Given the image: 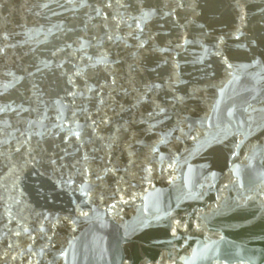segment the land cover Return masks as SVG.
Instances as JSON below:
<instances>
[{
    "label": "water",
    "instance_id": "95a60500",
    "mask_svg": "<svg viewBox=\"0 0 264 264\" xmlns=\"http://www.w3.org/2000/svg\"><path fill=\"white\" fill-rule=\"evenodd\" d=\"M0 181L264 243V0H0Z\"/></svg>",
    "mask_w": 264,
    "mask_h": 264
},
{
    "label": "snow or ice",
    "instance_id": "6c2138e0",
    "mask_svg": "<svg viewBox=\"0 0 264 264\" xmlns=\"http://www.w3.org/2000/svg\"><path fill=\"white\" fill-rule=\"evenodd\" d=\"M155 14V12L154 11H152V10H144V11H142V13H141V19H142V21L143 22H147V20H149V19H151V17L153 16ZM138 27H139V25H138ZM142 30V29H141ZM239 31V30H238ZM141 46H143V45H141ZM158 87H160V85H152L150 88H149V91H151L152 90V88H158ZM165 110L163 109V108H159V113H163ZM159 113H154V114H152V115H156V114H159ZM75 135H78V133H74Z\"/></svg>",
    "mask_w": 264,
    "mask_h": 264
}]
</instances>
